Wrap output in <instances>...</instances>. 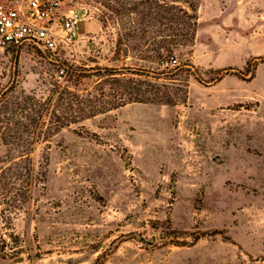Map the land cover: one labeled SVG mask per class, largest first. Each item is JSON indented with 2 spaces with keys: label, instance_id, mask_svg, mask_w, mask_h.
<instances>
[{
  "label": "rangeland",
  "instance_id": "1",
  "mask_svg": "<svg viewBox=\"0 0 264 264\" xmlns=\"http://www.w3.org/2000/svg\"><path fill=\"white\" fill-rule=\"evenodd\" d=\"M189 2L195 40L168 63L158 43L184 32L167 18ZM68 4L82 17L70 47L0 54V264H264V0ZM67 65L158 73L188 98L78 113L60 90L99 96L107 78Z\"/></svg>",
  "mask_w": 264,
  "mask_h": 264
},
{
  "label": "trees",
  "instance_id": "2",
  "mask_svg": "<svg viewBox=\"0 0 264 264\" xmlns=\"http://www.w3.org/2000/svg\"><path fill=\"white\" fill-rule=\"evenodd\" d=\"M190 11L189 9H185L178 5H172L173 11L171 10V16H168V20L173 22L172 27H177L179 24L184 26V32H177L176 29L171 33L172 39L166 42L163 46L158 43L159 48H164L167 53L163 55L160 53V57L164 56V60L167 62H171V58H174V54L176 49L179 46H184L189 43H193L196 37L197 26H198V6L196 2H189ZM160 14V11L155 12L156 16H153L157 19V15ZM153 18V19H154ZM171 56L170 59H166V57ZM185 70H190V68H194L193 65H189ZM180 66H175L170 72L178 71ZM93 70H98L99 73H92V75H98L105 77L106 76V83H108V90L102 88L100 89L99 96L96 94L88 93L84 95V93L79 92L78 89L75 91L69 89L68 86H64L60 90L61 101L64 103V96L65 94L69 95V107L73 108L74 110H79L80 112L92 111L95 112L97 110V103H102V108L106 109L107 111H111L118 107H121L129 102L139 101V102H158V103H166V104H175L179 100L186 101L188 98V90H185L181 87H176L175 90L171 91L169 87L165 84L158 83L157 80L160 79L161 76L157 75L153 77V79H147L150 74L147 71L133 69L131 67L126 68H116V67H101L96 66L91 68ZM88 69L86 67L81 66H69L67 65L66 74H69V78H81ZM182 69V68H181ZM97 71V72H98ZM104 71V72H101ZM160 75V73H159ZM101 77V78H102ZM105 83V82H104ZM55 90L58 87H61L60 82H55L54 84ZM64 91H67L64 93ZM179 92L180 95H179ZM33 108L21 103H16L14 106L13 114H22L27 115L29 110ZM15 121V127H9V130L14 131L15 133L21 129H26L31 127H36L39 125L40 121H36L35 119L25 123L23 121ZM4 142L9 145H22L26 143V139L22 136H15V134H10L9 138L3 137ZM30 144L35 142V139L32 141H28ZM16 162L14 165H17ZM29 165H32L31 160L28 162ZM32 183L36 180H41L39 177H31L30 179Z\"/></svg>",
  "mask_w": 264,
  "mask_h": 264
},
{
  "label": "built area",
  "instance_id": "3",
  "mask_svg": "<svg viewBox=\"0 0 264 264\" xmlns=\"http://www.w3.org/2000/svg\"><path fill=\"white\" fill-rule=\"evenodd\" d=\"M70 1L0 0V54L36 48L52 56L70 47L82 19Z\"/></svg>",
  "mask_w": 264,
  "mask_h": 264
},
{
  "label": "water",
  "instance_id": "4",
  "mask_svg": "<svg viewBox=\"0 0 264 264\" xmlns=\"http://www.w3.org/2000/svg\"><path fill=\"white\" fill-rule=\"evenodd\" d=\"M22 259H23V257L16 258V259H15V262H17V261H21Z\"/></svg>",
  "mask_w": 264,
  "mask_h": 264
}]
</instances>
